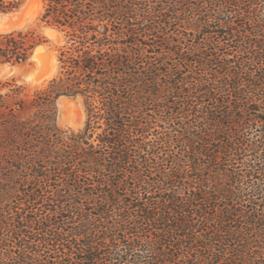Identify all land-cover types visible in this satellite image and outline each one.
Instances as JSON below:
<instances>
[{
	"label": "trees",
	"instance_id": "trees-1",
	"mask_svg": "<svg viewBox=\"0 0 264 264\" xmlns=\"http://www.w3.org/2000/svg\"><path fill=\"white\" fill-rule=\"evenodd\" d=\"M150 1L43 0L67 41L2 103L0 264H264V0ZM43 41L0 33V60ZM60 96L81 129L58 127Z\"/></svg>",
	"mask_w": 264,
	"mask_h": 264
},
{
	"label": "rangeland",
	"instance_id": "rangeland-1",
	"mask_svg": "<svg viewBox=\"0 0 264 264\" xmlns=\"http://www.w3.org/2000/svg\"><path fill=\"white\" fill-rule=\"evenodd\" d=\"M145 3L148 4L149 7L153 4L156 8L159 7L158 3H154L150 0H142V6L145 5ZM207 4L209 3H205L204 6ZM43 6V0H22L18 9L9 12H0V33L12 30H21L24 32L32 30L44 39L42 43L35 47L32 56L25 63L12 64L0 60V94L3 95L2 98H0V115L1 112L4 111L2 103H4V105H10L16 98L21 96L30 97L36 90L43 88L48 80L59 71L58 53L59 49L65 45L67 38L64 31L40 20ZM168 11H170V8H168ZM177 29H180V31L184 30L183 27L176 25L175 22L172 21L170 26H167L166 29L163 30L162 35L163 37L167 36L171 37V39H177L180 33ZM186 37H188V35L182 32L179 35L180 40L184 43ZM236 52V50L233 51L234 54ZM231 64H234V62ZM17 85L22 87L20 93L17 95H9L8 92H10V88ZM7 93L8 95H6ZM56 110V123L59 128L77 131L84 126L86 111L81 97L72 98L60 96L56 100ZM156 128L158 131L162 130L159 126H156ZM171 148L175 151L177 150L175 146ZM240 168L245 172V165H241ZM257 182L262 181L258 179ZM0 250L2 252L6 251L3 247L0 248ZM14 253L15 252H12L13 255Z\"/></svg>",
	"mask_w": 264,
	"mask_h": 264
}]
</instances>
